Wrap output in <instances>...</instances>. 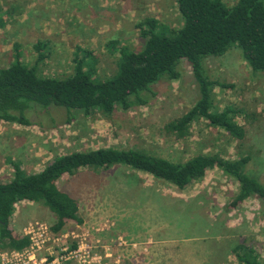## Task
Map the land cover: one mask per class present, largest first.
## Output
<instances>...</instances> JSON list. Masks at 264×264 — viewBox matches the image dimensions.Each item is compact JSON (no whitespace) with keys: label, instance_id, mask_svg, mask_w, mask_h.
Segmentation results:
<instances>
[{"label":"rangeland","instance_id":"374dc122","mask_svg":"<svg viewBox=\"0 0 264 264\" xmlns=\"http://www.w3.org/2000/svg\"><path fill=\"white\" fill-rule=\"evenodd\" d=\"M146 17L166 32L181 26L176 0H0V68L8 67L16 53L33 66V45L44 41L47 57L37 64L42 75H69L80 47L94 60V79L104 80L115 72L117 61L108 44L138 50L143 39L136 24ZM205 66L212 80L232 85L215 88L212 102L220 110L238 109L233 120L246 129L243 141L203 119L193 121L182 138L166 131L167 123L199 98L191 68L182 62L179 78L154 84L147 104L116 110L109 118L77 114L66 124L59 120L63 113L51 112V124L35 111L41 124L0 121V182L12 179L13 163L36 173L56 156L115 146L180 162L197 154L246 155L251 158L246 172L264 184V73L252 72L237 48L206 60ZM237 186L217 168L182 191L124 168L80 170L57 182L78 205L80 222H68L65 231L76 227L88 234L99 255L118 257L120 264H239L232 253L237 245L252 247L264 262V204L248 199L230 207ZM33 221L52 225L54 220L39 204H18L11 221L16 237Z\"/></svg>","mask_w":264,"mask_h":264},{"label":"trees","instance_id":"16d2710c","mask_svg":"<svg viewBox=\"0 0 264 264\" xmlns=\"http://www.w3.org/2000/svg\"><path fill=\"white\" fill-rule=\"evenodd\" d=\"M176 9L181 19L177 29L167 32L158 29L152 17L136 24L143 39L138 50L110 42L108 45L117 54L116 69L104 80L94 79V60L80 47H76L71 60L72 72L63 77L39 72L37 64L47 57L44 41L33 45L37 53L33 66L23 64L16 53L8 67L0 68V121L30 127L41 118L35 111L42 113L41 119L51 124H55L51 112L63 113L59 120L66 124L77 114L89 117L99 113L109 118L116 110L127 111L147 104V96H154L153 85L161 80H177L178 65L184 62L191 68L199 98L180 118L167 123L166 131L182 138L193 121L203 119L243 141L246 129L233 120L238 109L220 110L212 102L215 88L232 85L212 80L205 61L237 48L252 72L264 73V0H235L230 4L223 0H176ZM34 114L37 120L33 119ZM250 160L246 155L222 159L217 154H197L180 162L143 150L112 146L56 156L36 173H26L18 163H13L12 179L0 182V242L7 249L20 250L27 245V240L16 237L11 227L15 207L22 202L47 208L54 220L51 225L54 232L68 222L79 223L76 201L61 192L57 182L80 170L124 168L182 191L203 178L208 170L217 168L238 184L230 207L248 199L264 204V184L246 172ZM232 253L239 264H264L250 246L237 245Z\"/></svg>","mask_w":264,"mask_h":264},{"label":"built area","instance_id":"2783aa9c","mask_svg":"<svg viewBox=\"0 0 264 264\" xmlns=\"http://www.w3.org/2000/svg\"><path fill=\"white\" fill-rule=\"evenodd\" d=\"M18 238L27 240L20 250L4 248L0 242V264H120L118 257L99 255L89 235L76 227L54 232L51 225L33 221L21 229Z\"/></svg>","mask_w":264,"mask_h":264},{"label":"crops","instance_id":"0c3cea01","mask_svg":"<svg viewBox=\"0 0 264 264\" xmlns=\"http://www.w3.org/2000/svg\"><path fill=\"white\" fill-rule=\"evenodd\" d=\"M20 204V203H19ZM157 243V242H156Z\"/></svg>","mask_w":264,"mask_h":264}]
</instances>
